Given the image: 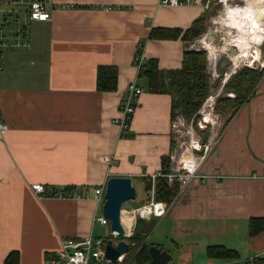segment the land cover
Wrapping results in <instances>:
<instances>
[{"label":"crops","instance_id":"0c3cea01","mask_svg":"<svg viewBox=\"0 0 264 264\" xmlns=\"http://www.w3.org/2000/svg\"><path fill=\"white\" fill-rule=\"evenodd\" d=\"M55 1L71 7L53 11L47 22L27 21L0 46V122L8 126L0 134V264H44L63 240L95 237L96 188L129 177L145 189L162 173L176 146L173 97L149 91L136 59L144 56V71L150 60L165 72L181 69L189 44L151 39V32L184 33L197 20L207 21L212 7L211 0L176 8L159 6L160 0ZM258 63L264 71V57ZM101 68L116 70L114 90L98 89ZM133 82L143 93L121 137L116 120ZM210 137L215 145L199 177L175 198L160 226L176 248L185 246L180 230L196 229L198 242L178 256L183 264H264V72L245 104ZM34 184L46 187L42 198ZM51 190L83 198L54 199ZM252 219L263 221L257 235H251ZM220 230L226 236L217 237ZM213 246L238 258L209 259Z\"/></svg>","mask_w":264,"mask_h":264},{"label":"built area","instance_id":"2783aa9c","mask_svg":"<svg viewBox=\"0 0 264 264\" xmlns=\"http://www.w3.org/2000/svg\"><path fill=\"white\" fill-rule=\"evenodd\" d=\"M198 0H160L159 6L176 8L183 5H192L197 3ZM220 4L224 5V0L219 1ZM10 5L19 7L20 10H10L6 11L8 15H4L3 19L0 20V46H8L7 35L4 34L6 26H10L13 20L18 21L22 20L25 22H47L52 18V12L55 10L70 8L69 6L60 4L55 0H9ZM244 3V2H243ZM206 9H209V3L206 4ZM1 10V9H0ZM3 11V10H1ZM0 11V13H1ZM4 12V11H3ZM9 18V19H8ZM10 20V21H9ZM26 25V24H25ZM25 25L20 26L18 24V29L15 30L18 33H21ZM13 29H8V33L11 34ZM206 42L208 43L206 46ZM211 40L206 37L204 40H200L201 48L197 51L204 50L208 64H213V69L217 71L218 59L221 56L220 50H216L217 59L212 54L209 46L212 44ZM142 45V43H141ZM196 47V46H194ZM262 47V46H261ZM260 47V48H261ZM198 48V47H196ZM238 49V48H237ZM228 50V49H227ZM229 51H227V54ZM216 59V60H215ZM136 66L138 70V77L141 76L144 70V56L142 54L137 56ZM251 66L247 64L246 67ZM239 66L230 67L229 71L225 72V82L224 86L228 83V80L236 72ZM143 93V89L136 83L133 82L129 85L127 93L123 98L122 104L120 106V118L116 120V124L120 129L121 137H125L128 134L133 116L136 112V109L139 105L140 97ZM221 92L218 93V96L209 97L203 105L202 110L197 114L202 115V120L198 122V127L200 130L207 129L208 125H211L212 129L215 127V124L219 122L217 115H214L215 123L207 121L206 116L211 117L213 111V102L220 96ZM228 97L235 98V95L228 94ZM211 107V108H210ZM206 108H210L207 110ZM214 109V108H213ZM215 110V109H214ZM209 112V113H207ZM207 113V114H206ZM213 116V115H212ZM183 123L181 121H175L173 125V131L176 133V136L179 138L176 139L177 143L173 149L172 154L170 155L171 168L170 173L162 174L158 173L152 177V198L151 201L141 205L139 208L131 210L122 209V224L125 229V241L129 244L130 250L134 246L131 243V239L135 235L136 225L138 220L151 221L153 218H163L172 208L174 202L168 204L164 201H157L154 198V187L155 181L159 177L166 178L170 186L178 185L179 192L177 197L181 196L186 192L188 187L199 177L200 169L205 163L208 155L211 153L214 145L215 139L212 137L208 141H204L194 133V124L192 123L189 129V141L184 139L182 136ZM8 130V126L0 122V134L3 136ZM106 184L96 188L93 192L95 201L97 202L99 208L103 206L105 202V193H106ZM33 192L39 196L43 197L46 194L47 189L42 184H34L32 186ZM50 198L67 200V199H82L83 196L80 193H67L64 190H51L49 194ZM176 197V198H177ZM176 200V199H175ZM174 200V201H175ZM123 213H126V216H130V221L128 226H125L123 222ZM94 222L100 224L101 226H108L111 224L110 220L106 219L102 213L101 216H95ZM111 239L114 242V245H117L120 239L118 232L111 231ZM108 240L102 238H95L94 236H87L82 239H68L63 240L61 243V249L56 252L53 256H50L44 261V264H122L127 256L123 255L119 257L117 263H113L106 256V243ZM249 264H255L251 259Z\"/></svg>","mask_w":264,"mask_h":264},{"label":"trees","instance_id":"16d2710c","mask_svg":"<svg viewBox=\"0 0 264 264\" xmlns=\"http://www.w3.org/2000/svg\"><path fill=\"white\" fill-rule=\"evenodd\" d=\"M206 19L197 20L191 28L184 33L177 29H162L151 32V39L159 40H181L190 44L197 38L201 37L205 32ZM208 60L205 52L190 50L184 54L182 67L178 70L163 71L158 67L156 60H150L143 70L141 76L148 79L149 91L154 94H168L173 97L172 120H175L176 113L179 111L187 119H192L201 108L203 101L209 96V72ZM264 71H259V68L246 67L238 72L232 81L227 86V91L234 93V99L223 97L219 100L215 108L217 113L224 116L232 113V116L239 111V109L247 101L249 94L261 79ZM116 70L109 68H101L98 73V89L101 91L114 90V83L116 79ZM206 138V137H205ZM171 162L164 161L162 174L170 173ZM152 183H146L145 191L152 195ZM65 191L72 192L71 188ZM179 192L178 185L170 186L164 177H159L155 181L154 198L157 201H164L171 204L177 197ZM152 198V197H151ZM151 199L147 202H150ZM143 228V222L140 220L136 225L135 235L131 239L134 246L132 255L133 261L138 264H147L151 261L149 248L152 244L145 243L139 235V231ZM263 228L262 220H251V235H257ZM207 256L212 260H235L238 258L236 252L226 249L222 246L209 247ZM129 258L127 256L123 264H128ZM9 263L10 257L7 259Z\"/></svg>","mask_w":264,"mask_h":264},{"label":"rangeland","instance_id":"374dc122","mask_svg":"<svg viewBox=\"0 0 264 264\" xmlns=\"http://www.w3.org/2000/svg\"><path fill=\"white\" fill-rule=\"evenodd\" d=\"M211 1H212V7H211V10L209 11V17H207V21L205 23L206 32L201 37H199L196 40H194L193 42H191L189 44V48H190V50H196V51L199 50V48H201V46H202L200 44V40H204L207 37L208 39L211 40V43H212V44L210 43L211 45L209 46V48H211V50L212 49L213 50L214 49L215 50L222 49V50H220V52H223V51H225V52H223V56L219 57V59H218V65H217V71L216 72L213 69L212 63L207 64L208 72L210 75V78H209L210 92H209V96L203 101L201 108L198 109L197 113L200 110H202L204 102L209 97L218 96L219 92H221L220 96L216 100H214L213 105H212L214 109L217 107V104L221 98L226 97V96L228 97V94L235 95L233 92L230 93L229 91H227L228 90L227 89L228 84H230V82L233 80L232 77H234L238 72L245 69L247 64H250L254 68H258L257 64H259L258 62H259V60H261V57L257 62L255 59H252L253 57L252 58L247 57V58L241 59L239 64H238V66H239L238 69L232 75V77L228 80V83L224 86L225 72L229 71L230 67L234 66V64H235V61H234L235 55L234 54H237V52L236 53L232 52L230 47L227 50L225 45L231 43L232 38L239 34L237 30L227 28L222 23L223 19H224V14L226 12V2L228 5L236 6V5L243 4L244 0H227L226 2L224 0V5L220 4V2H219L220 0H211ZM5 7H9L7 9H9L11 12H13L14 10H20L19 7H16V6H13L10 4H0V9L1 8L6 9ZM3 9H1V10H3ZM3 11H1V13H0V20L3 19L4 15H8V13L6 12L8 10H3ZM215 11H216V14H215ZM218 11H222V12L218 13ZM216 19H218V20L215 22ZM25 23H27V22H25L24 20H21L19 25L23 26V25H25ZM219 23H222L224 27H221L222 25H220ZM18 27L19 26L17 25V22L15 20H13L11 22L10 26H6L4 34L7 35V37L8 36L10 37V35L8 33V29L11 28V29L17 30ZM215 34L219 35V37L215 38V36H214ZM194 46H196L198 48H196ZM263 46L264 45L262 44V47L259 48L261 51V54H262ZM227 51H229L228 54H227ZM235 66H236V64H235ZM261 68H262V66H261ZM250 94H249V96H250ZM235 97H236V95H235ZM232 99H234V98H232ZM210 108H206V109L209 110ZM213 108H211L213 111V113H212L213 116L211 115V117H210L211 120L208 117L206 119H207V121L210 120L211 122H213V121H215L214 115H217V117L219 118V122L217 123V125L215 124V127L213 129H212L211 125H208L207 129H205V130H200V128L198 127V122L201 121L203 118L202 115H198L196 113L192 119H187L186 117H184L183 114H181L178 111L176 113L175 120L181 121L183 123V126H182L183 133H182V136H180V137H184V139L189 141L190 138H188L189 137L188 132H189V129H190V126L192 123L194 124V133H196V135L201 137V139L204 140L205 142L209 140V137L214 132L221 130L226 125L228 120H230V116H232V113H230L229 115L222 116V115L217 113L216 109L214 110ZM207 113H209V112H207ZM213 123H215V122H213ZM177 138L178 137L175 136V139H177ZM178 140H179V138H178ZM175 142L177 143L176 140H175ZM135 185H136L135 188L137 190L136 199L133 201H128L123 205L122 209L125 211L130 210L131 208L139 207L143 202L149 201L152 197V195H149L145 191V189L142 187V185L140 183L136 182ZM171 205H173V204H171ZM101 215H102V206H100V208L97 211V216H101ZM126 218H128V216H126ZM160 220H161L160 218H153L151 222L146 221V220H142L143 228L138 232L139 235L142 237L141 239H143V241L145 243L147 242L148 244H152V245H161L162 247H165L164 249L170 250L172 255H173V260L171 261L170 264H183L184 262L178 261V256L180 255L182 249L183 248L186 249L188 247V245H190V243L198 242L197 240L199 239V235L196 233V229L195 228H193V229L189 228V229H184V231L180 230L181 232L178 233V235L181 237H184L183 241L185 243V246L182 247L184 244H180L179 247H181V248H176L174 243H172V240L174 238L173 239L171 238L172 236H171L170 232H166L164 225L160 226V224H161ZM96 224L97 225L95 226V237L110 240L111 239L110 235H111V231H112L111 224H109L108 226H101L98 223H96ZM220 231L223 235H218L217 237L226 236V234L223 233L222 230H220ZM205 237L206 236H204L203 238H205ZM119 240L120 239H118L116 241H119ZM202 251H204V248H202ZM133 253H134V250H130V252L128 253V258L130 260L128 262V264H138L136 261H133V258H132ZM198 257H203V256L197 255L194 259H196ZM190 262H194V260H191ZM195 262H196L195 264H204L205 259H204V262L202 260H195ZM249 262L250 261H248L246 264H249ZM188 264H190V263H188ZM234 264H245V263L235 262Z\"/></svg>","mask_w":264,"mask_h":264},{"label":"water","instance_id":"95a60500","mask_svg":"<svg viewBox=\"0 0 264 264\" xmlns=\"http://www.w3.org/2000/svg\"><path fill=\"white\" fill-rule=\"evenodd\" d=\"M230 49L234 53L237 52V48L233 46H230ZM200 52L205 51L201 50ZM221 56H223V53H221ZM261 56L264 57V46ZM258 68L261 69V66H258ZM136 196L137 190L133 186L131 178L112 177L108 180L102 213L106 219L110 220L111 229L118 232L120 236L117 245H114L113 240H108L106 243V256L113 263H117L119 257L127 255L130 252V246L125 241V229L122 224V208L126 202L135 200ZM149 254L151 261L148 264H170L173 260V255L170 252L155 245L149 248Z\"/></svg>","mask_w":264,"mask_h":264},{"label":"bare ground","instance_id":"6f19581e","mask_svg":"<svg viewBox=\"0 0 264 264\" xmlns=\"http://www.w3.org/2000/svg\"><path fill=\"white\" fill-rule=\"evenodd\" d=\"M222 23L225 27L235 29L239 33L232 38L231 43L225 45L227 49L230 46L238 48L237 54H234L236 66L241 59L247 57H253L252 59L258 61L261 57L259 48L264 43V0H246L244 4L236 6L228 5L226 2V12ZM222 23L219 24L224 27ZM215 58L217 59V56ZM207 117L211 120L208 115ZM124 215L126 214L123 213V217ZM127 216L128 218L126 216L123 218L125 226H128L130 221V216Z\"/></svg>","mask_w":264,"mask_h":264}]
</instances>
